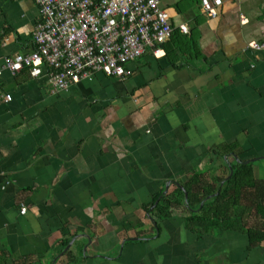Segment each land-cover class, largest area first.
<instances>
[{
	"label": "crops",
	"instance_id": "obj_1",
	"mask_svg": "<svg viewBox=\"0 0 264 264\" xmlns=\"http://www.w3.org/2000/svg\"><path fill=\"white\" fill-rule=\"evenodd\" d=\"M158 5L197 33V56L145 53L126 77L67 89L45 69H2L0 264H264V241L189 229L176 191L239 160L264 179V50L248 47L264 41V0H221L215 16L201 0ZM37 18L34 0H0V68L33 50ZM163 194L176 199L167 217L153 213Z\"/></svg>",
	"mask_w": 264,
	"mask_h": 264
},
{
	"label": "built area",
	"instance_id": "obj_2",
	"mask_svg": "<svg viewBox=\"0 0 264 264\" xmlns=\"http://www.w3.org/2000/svg\"><path fill=\"white\" fill-rule=\"evenodd\" d=\"M38 18L32 32L33 50L5 57L0 68L12 74L27 68L32 77L46 70L56 89H67L100 71L126 77L127 64L145 53L165 55L173 27L158 0H34ZM221 0H201L205 15L215 16ZM241 21L245 18L241 16ZM188 32L185 24L179 25ZM248 47L264 50V41ZM5 101L11 95L1 93ZM22 212L25 207H22Z\"/></svg>",
	"mask_w": 264,
	"mask_h": 264
},
{
	"label": "trees",
	"instance_id": "obj_3",
	"mask_svg": "<svg viewBox=\"0 0 264 264\" xmlns=\"http://www.w3.org/2000/svg\"><path fill=\"white\" fill-rule=\"evenodd\" d=\"M166 44L167 56L171 53L175 58L198 55L196 32L183 34L173 28ZM224 177L211 182L208 170H204L193 173L183 184L190 210L185 218L186 226L198 233L217 226L234 229L247 234L252 246L260 244L264 241V179H255L252 165L244 163L235 164L232 176L221 184ZM182 188H176L180 197L184 194ZM211 194L214 195L206 199ZM170 195L163 194L157 198L153 213L166 217L170 214V207L176 202Z\"/></svg>",
	"mask_w": 264,
	"mask_h": 264
},
{
	"label": "water",
	"instance_id": "obj_4",
	"mask_svg": "<svg viewBox=\"0 0 264 264\" xmlns=\"http://www.w3.org/2000/svg\"><path fill=\"white\" fill-rule=\"evenodd\" d=\"M234 157L236 158V160H237V162H238V157H237V155H234ZM250 161H242V160H239V163H249ZM234 167H235V164L233 163L232 164V166H230V172H229V174L221 181V184H223V182L225 181V180H227L228 178H230L231 176H232V174H233V171H234ZM181 188H182V186L181 185H179ZM182 190H183V193H184V203H185V205L188 207V204H187V192L185 191V189H183L182 188ZM214 194H211V195H209V196H207L206 197V199H208V198H210L211 196H213ZM205 201V200H204ZM204 201L200 204V206H199V208L203 205V203H204ZM189 208V207H188ZM69 246V245H68ZM68 246H67V248H68Z\"/></svg>",
	"mask_w": 264,
	"mask_h": 264
}]
</instances>
